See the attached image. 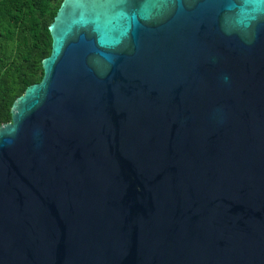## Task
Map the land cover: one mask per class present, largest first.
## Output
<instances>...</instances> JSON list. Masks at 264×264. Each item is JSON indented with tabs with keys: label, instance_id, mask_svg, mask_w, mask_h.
<instances>
[{
	"label": "water",
	"instance_id": "water-1",
	"mask_svg": "<svg viewBox=\"0 0 264 264\" xmlns=\"http://www.w3.org/2000/svg\"><path fill=\"white\" fill-rule=\"evenodd\" d=\"M0 126V264H264V0H63Z\"/></svg>",
	"mask_w": 264,
	"mask_h": 264
},
{
	"label": "trees",
	"instance_id": "trees-1",
	"mask_svg": "<svg viewBox=\"0 0 264 264\" xmlns=\"http://www.w3.org/2000/svg\"><path fill=\"white\" fill-rule=\"evenodd\" d=\"M63 0H0V122L24 90L40 82L51 52L48 27Z\"/></svg>",
	"mask_w": 264,
	"mask_h": 264
},
{
	"label": "built area",
	"instance_id": "built-area-1",
	"mask_svg": "<svg viewBox=\"0 0 264 264\" xmlns=\"http://www.w3.org/2000/svg\"><path fill=\"white\" fill-rule=\"evenodd\" d=\"M3 123L0 122V126L2 125Z\"/></svg>",
	"mask_w": 264,
	"mask_h": 264
}]
</instances>
